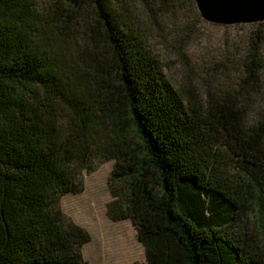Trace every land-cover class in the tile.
Returning <instances> with one entry per match:
<instances>
[{"label": "trees", "instance_id": "obj_1", "mask_svg": "<svg viewBox=\"0 0 264 264\" xmlns=\"http://www.w3.org/2000/svg\"><path fill=\"white\" fill-rule=\"evenodd\" d=\"M186 2L0 0V264H88L60 203L104 162L135 264H264V36L175 85L152 39Z\"/></svg>", "mask_w": 264, "mask_h": 264}, {"label": "rangeland", "instance_id": "obj_2", "mask_svg": "<svg viewBox=\"0 0 264 264\" xmlns=\"http://www.w3.org/2000/svg\"><path fill=\"white\" fill-rule=\"evenodd\" d=\"M186 3L184 13L178 18L180 23L164 24L166 40L156 37L155 33L152 50L171 83L190 86L203 94L207 90L206 84L216 81L210 75L212 69L218 71L223 68L222 63L228 62L238 65L255 34L260 31L264 36V22L216 25L205 21L189 0ZM260 58L264 65V41L260 45ZM234 75L236 72L232 71L230 78ZM262 78L264 86V69ZM113 165V162L95 163L93 171L82 176L81 192L63 197L60 207L91 236L83 249L88 264L144 263V247L137 239L133 223L116 222L108 216V205L113 200L108 179Z\"/></svg>", "mask_w": 264, "mask_h": 264}, {"label": "water", "instance_id": "obj_3", "mask_svg": "<svg viewBox=\"0 0 264 264\" xmlns=\"http://www.w3.org/2000/svg\"><path fill=\"white\" fill-rule=\"evenodd\" d=\"M195 3L208 23L232 26L264 22V0H195Z\"/></svg>", "mask_w": 264, "mask_h": 264}]
</instances>
